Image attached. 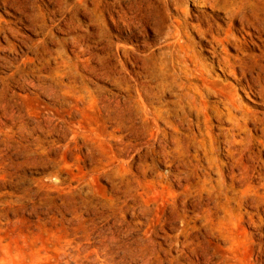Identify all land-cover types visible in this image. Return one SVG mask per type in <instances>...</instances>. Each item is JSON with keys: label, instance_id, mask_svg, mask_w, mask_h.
I'll return each mask as SVG.
<instances>
[{"label": "rangeland", "instance_id": "rangeland-1", "mask_svg": "<svg viewBox=\"0 0 264 264\" xmlns=\"http://www.w3.org/2000/svg\"><path fill=\"white\" fill-rule=\"evenodd\" d=\"M221 1L0 0V264H264V144L221 102L264 117V35Z\"/></svg>", "mask_w": 264, "mask_h": 264}, {"label": "bare ground", "instance_id": "bare-ground-1", "mask_svg": "<svg viewBox=\"0 0 264 264\" xmlns=\"http://www.w3.org/2000/svg\"><path fill=\"white\" fill-rule=\"evenodd\" d=\"M211 1H215L216 4L221 2L222 4L221 0H211ZM219 9H222L225 11L228 21L230 22L238 21L242 26L250 27L254 29L256 32L264 35V2L262 3V2H259L258 0H246V1L240 0L238 2L232 1V2H228L227 5L223 4L222 6L219 7ZM230 38L233 42H235V45L240 50H247V46H248L246 45L247 42L245 43L244 41H239L231 35H230ZM261 44H262L261 47L264 48V41H262ZM252 46L256 47V45H253V44ZM242 60L243 59H239V62L242 65L240 66V77L236 79L237 84L242 85V82H245L246 84L245 86L241 88L242 90L244 91L249 90L257 98L264 100V55L253 57L246 62ZM217 62L219 64V67H221L223 71H228L230 74L235 75V72H234L235 70L233 71V67L229 63L230 62L229 60L227 59L220 60V61L217 60ZM221 102L223 103V107L225 111L224 113L227 116L226 118H228L229 123L231 124V128L236 127L239 131L243 130L244 133H247V135L249 136L247 126L249 124H252L255 128V131L261 134L257 142L263 145L264 144V117H259L256 113H253L250 111H240L239 114L241 118L236 119L232 117L236 109L233 103L225 102L223 100ZM206 106H208V104ZM208 114L207 112L203 110L199 111V116H202L203 119H206ZM218 114L219 116H222V113H218ZM230 129L227 131L228 134H230L229 135L230 138L228 140V155L232 160L226 166V168L230 171V178L233 181V180H236V176L233 174L232 170L236 165H239L243 171V173L241 174L242 178L248 180L249 179L248 178L249 168L243 162V158L246 156L247 158L255 159L256 154L250 153V152L244 154L242 153V151H238L237 149H235L234 144L236 143L241 144L245 140L244 139H242L241 141L234 140V136L230 133ZM218 165H216V167H218ZM252 171L258 174L259 176H261V174L259 173L260 172L264 173V166L261 168L257 167V170H252Z\"/></svg>", "mask_w": 264, "mask_h": 264}]
</instances>
